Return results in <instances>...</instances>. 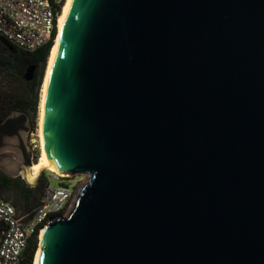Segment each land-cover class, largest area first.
<instances>
[{
	"label": "water",
	"instance_id": "1",
	"mask_svg": "<svg viewBox=\"0 0 264 264\" xmlns=\"http://www.w3.org/2000/svg\"><path fill=\"white\" fill-rule=\"evenodd\" d=\"M32 125L0 121V170L37 186ZM44 126L89 178L39 264H264V0H72Z\"/></svg>",
	"mask_w": 264,
	"mask_h": 264
},
{
	"label": "built area",
	"instance_id": "2",
	"mask_svg": "<svg viewBox=\"0 0 264 264\" xmlns=\"http://www.w3.org/2000/svg\"><path fill=\"white\" fill-rule=\"evenodd\" d=\"M60 0H0V33L16 46L34 52L56 41ZM78 192L70 184L49 183L34 215H19L10 201L0 198V264H23V253L33 236L55 217L70 211ZM68 212L65 214L67 215Z\"/></svg>",
	"mask_w": 264,
	"mask_h": 264
},
{
	"label": "trees",
	"instance_id": "3",
	"mask_svg": "<svg viewBox=\"0 0 264 264\" xmlns=\"http://www.w3.org/2000/svg\"><path fill=\"white\" fill-rule=\"evenodd\" d=\"M63 0L55 3L61 12ZM53 40L31 52L9 40L0 33V121H3L12 110H23L32 115L39 109L40 89L44 68L50 55ZM35 65V76L26 78L29 66ZM36 125L33 118V125ZM47 178L40 177L37 186H31L21 176L11 177L0 170V198L10 201L17 213L31 218L42 203L43 191ZM38 246V237L33 236L23 253V264H34V255Z\"/></svg>",
	"mask_w": 264,
	"mask_h": 264
},
{
	"label": "bare ground",
	"instance_id": "4",
	"mask_svg": "<svg viewBox=\"0 0 264 264\" xmlns=\"http://www.w3.org/2000/svg\"><path fill=\"white\" fill-rule=\"evenodd\" d=\"M72 0H65L63 4L61 14H59L58 23H59V30L57 32L56 41L54 45L51 47L50 50V57L49 62L47 64L46 75L43 79L42 85V93H41V100H40V109H39V125H38V136H39V146H40V157H38L37 161H34V164L31 167V172L29 173V177L33 178L41 168L43 169H50L53 171L55 170L54 164L51 160V156L46 144V134H45V109H46V96L48 93V84L49 78L51 76L52 64L55 60V55L57 51V46H59L61 31L64 29V25L66 22L67 15L69 14L71 8ZM45 229L42 230L40 240L44 236ZM41 252V245L39 246L38 252H36L35 256V264H39V255Z\"/></svg>",
	"mask_w": 264,
	"mask_h": 264
},
{
	"label": "rangeland",
	"instance_id": "5",
	"mask_svg": "<svg viewBox=\"0 0 264 264\" xmlns=\"http://www.w3.org/2000/svg\"><path fill=\"white\" fill-rule=\"evenodd\" d=\"M63 2L65 3V0H63ZM49 57H50V55H49ZM48 62H49V58H48ZM48 62H46L45 68H44V75L42 77V83H41V89H40L41 93H42L43 79H44V77L46 75ZM33 75L35 76V72L33 73ZM41 93H39V95H40L39 109H40ZM39 109H37L36 114L32 115V117H31L32 121H33V118H34V121H35L36 125L32 128V132L30 134V138H29V141H28L29 145L32 147V149L35 152L34 161H37L38 157H40V146H39V136H38ZM42 174H43V176H45L47 178V180H46L47 185L49 183H54V184H58V185L59 184H70L71 186L74 187L76 192H79V190H81V188L84 186V184L87 182V180L89 178V174L88 173L77 174V175H75V174H59L56 171H53V170H50V169H46V168L44 169V172ZM67 212L68 211L63 213L62 216H65V214ZM39 246H40V239L38 237V246H37L36 252H38ZM36 252H35V255H34V264H35Z\"/></svg>",
	"mask_w": 264,
	"mask_h": 264
}]
</instances>
